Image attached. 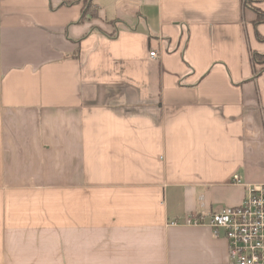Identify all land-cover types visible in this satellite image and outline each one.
Listing matches in <instances>:
<instances>
[{
    "label": "crops",
    "instance_id": "1",
    "mask_svg": "<svg viewBox=\"0 0 264 264\" xmlns=\"http://www.w3.org/2000/svg\"><path fill=\"white\" fill-rule=\"evenodd\" d=\"M91 1L0 0V264H235L186 219L264 183V0Z\"/></svg>",
    "mask_w": 264,
    "mask_h": 264
},
{
    "label": "built area",
    "instance_id": "2",
    "mask_svg": "<svg viewBox=\"0 0 264 264\" xmlns=\"http://www.w3.org/2000/svg\"><path fill=\"white\" fill-rule=\"evenodd\" d=\"M150 57L156 58L155 50ZM233 182L242 184L239 175ZM189 215L186 223H208L216 233L223 231L229 243L230 259L235 264H264V183L248 185L244 202L238 206H225L209 215Z\"/></svg>",
    "mask_w": 264,
    "mask_h": 264
},
{
    "label": "trees",
    "instance_id": "3",
    "mask_svg": "<svg viewBox=\"0 0 264 264\" xmlns=\"http://www.w3.org/2000/svg\"><path fill=\"white\" fill-rule=\"evenodd\" d=\"M84 2H85L84 15H86L87 12H89V11L90 12H92L93 10L95 11V9H94L95 6L93 5L91 0H84ZM255 10H256V12L259 15L258 16L259 18L257 19V22L264 21L263 12L260 9H258V8H255ZM93 15H94V13H93ZM253 59H254L255 62H264V55L254 54L253 55Z\"/></svg>",
    "mask_w": 264,
    "mask_h": 264
}]
</instances>
